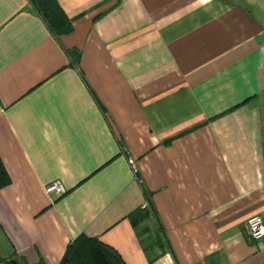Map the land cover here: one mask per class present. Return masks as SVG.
Returning a JSON list of instances; mask_svg holds the SVG:
<instances>
[{
	"label": "crops",
	"instance_id": "0c3cea01",
	"mask_svg": "<svg viewBox=\"0 0 264 264\" xmlns=\"http://www.w3.org/2000/svg\"><path fill=\"white\" fill-rule=\"evenodd\" d=\"M54 1L0 0V260L264 264V0Z\"/></svg>",
	"mask_w": 264,
	"mask_h": 264
},
{
	"label": "trees",
	"instance_id": "16d2710c",
	"mask_svg": "<svg viewBox=\"0 0 264 264\" xmlns=\"http://www.w3.org/2000/svg\"><path fill=\"white\" fill-rule=\"evenodd\" d=\"M35 13L41 18L54 38L71 32V26L54 0H29ZM71 60H77L74 51ZM7 174L0 162V189L8 185ZM0 264H21L17 259L0 260ZM59 264H124L118 254L96 239L83 236L67 246Z\"/></svg>",
	"mask_w": 264,
	"mask_h": 264
},
{
	"label": "built area",
	"instance_id": "2783aa9c",
	"mask_svg": "<svg viewBox=\"0 0 264 264\" xmlns=\"http://www.w3.org/2000/svg\"><path fill=\"white\" fill-rule=\"evenodd\" d=\"M128 165L132 173L135 175L137 169L135 163L128 159ZM44 192L50 197H59L65 193L63 186L59 182H52L44 187ZM246 234L249 239L260 243L262 249H264V219L262 216H252L249 218L245 225Z\"/></svg>",
	"mask_w": 264,
	"mask_h": 264
},
{
	"label": "rangeland",
	"instance_id": "374dc122",
	"mask_svg": "<svg viewBox=\"0 0 264 264\" xmlns=\"http://www.w3.org/2000/svg\"><path fill=\"white\" fill-rule=\"evenodd\" d=\"M264 5V2L263 1H258V3L256 4V8L254 7V8H252L254 11V13L259 17V18H261V17H263L264 15H262V13L260 12V7H261V9L263 10L264 9V7H262ZM264 11V10H263Z\"/></svg>",
	"mask_w": 264,
	"mask_h": 264
}]
</instances>
